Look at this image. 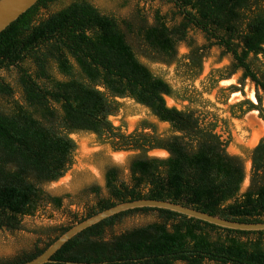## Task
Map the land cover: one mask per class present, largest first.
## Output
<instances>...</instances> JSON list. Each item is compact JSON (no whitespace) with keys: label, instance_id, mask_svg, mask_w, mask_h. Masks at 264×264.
Segmentation results:
<instances>
[{"label":"trees","instance_id":"16d2710c","mask_svg":"<svg viewBox=\"0 0 264 264\" xmlns=\"http://www.w3.org/2000/svg\"><path fill=\"white\" fill-rule=\"evenodd\" d=\"M58 0H37L0 31V229H22L24 216L42 204L60 207L61 198L42 189L62 177L76 149L70 134L93 133L115 151H138L124 180L116 166L104 173L107 196H99L68 225L38 230L47 239L32 250L0 258V264H22L40 254L60 234L117 203L156 199L191 207L223 219L264 222V135L249 151L248 185L240 156L230 154L216 132L217 119L199 118L193 110L168 106L165 96L177 92L139 58L175 63L195 78L212 48L229 63L209 73L210 89L239 72L228 92L241 90L246 79L255 102L242 99L230 113L241 117L255 110L264 121V0H167L178 21L140 9L130 17L101 12L90 0H70L42 15ZM194 30L203 37L197 44ZM187 53L180 59L178 46ZM56 71L61 78L54 76ZM1 72L13 76L14 84ZM17 88V90L15 89ZM129 98L146 107L171 134L160 135L145 120L131 132L114 126L109 116ZM161 149L167 156H149ZM149 220L107 235L123 219ZM45 264H264V230L244 231L161 208L141 207L114 214L82 230Z\"/></svg>","mask_w":264,"mask_h":264},{"label":"rangeland","instance_id":"374dc122","mask_svg":"<svg viewBox=\"0 0 264 264\" xmlns=\"http://www.w3.org/2000/svg\"><path fill=\"white\" fill-rule=\"evenodd\" d=\"M70 0H58L51 4L47 10L41 9L40 13L46 15L57 10ZM101 12L113 14L117 17H130L135 9H140L151 19L154 11L166 15L168 21H178L176 9L167 0H90ZM189 37L197 44L203 42L202 35L194 30L188 32ZM187 53L185 43L178 46V57L183 58ZM147 66L157 75L161 76L177 92V96L165 97L168 106L178 109L193 110L199 118H216L219 120L216 132L223 139L229 141L226 150L230 154L241 157L245 177L241 185L244 190L248 185L250 161L249 151L264 134V123L255 110L249 111L241 117H234L230 113V105L239 100L254 98V88L249 80H245L241 90L228 92V85L237 83L239 72L227 79H221L212 89L209 87V73L211 70L221 68L229 62L228 57L219 58V50L212 48L204 59L202 72L195 78L182 75L175 63L150 62L139 56ZM1 74L13 85L14 79L8 73ZM54 76H61L54 71ZM17 90V88H15ZM119 110L109 116L114 126H120L125 133L133 131L141 121L153 123L156 132L160 135L171 134L169 124L159 121L150 111L129 98L119 99ZM264 106V96L262 98ZM76 144L73 152V163L66 173L56 181L46 182L42 185L44 192L61 198L60 207L52 204L40 205L32 216H24L21 220L22 229L7 231L0 229V258L11 257L24 250L34 249L36 240L41 238V245L46 235H39L38 230L46 227L68 225L77 218L82 217L93 206L98 188L99 196H107L104 173L107 167L116 166L120 177L128 180L129 163L138 151H115L107 142H102L90 132L77 131L70 134ZM149 156L166 157L167 152L161 149H152L147 152ZM149 220V217L134 215L123 219L120 223L107 230V235L118 233L125 228ZM76 223V222H75ZM182 264V263H175Z\"/></svg>","mask_w":264,"mask_h":264},{"label":"water","instance_id":"95a60500","mask_svg":"<svg viewBox=\"0 0 264 264\" xmlns=\"http://www.w3.org/2000/svg\"><path fill=\"white\" fill-rule=\"evenodd\" d=\"M37 0H0V31L8 24L20 16L23 12L29 9ZM152 207L161 208L174 211L188 217H193L216 226L244 230V231H258L264 230V222L247 223L237 222L220 218L218 216L210 215L206 212L198 211L191 207L173 203L166 200L156 199H137L117 203L109 208L101 210L79 222L71 225L65 232L60 234L51 244H49L40 254L22 264H45L51 261V256L69 239L81 232L82 230L108 218L119 212L141 208Z\"/></svg>","mask_w":264,"mask_h":264},{"label":"flooded vegetation","instance_id":"af4514ba","mask_svg":"<svg viewBox=\"0 0 264 264\" xmlns=\"http://www.w3.org/2000/svg\"><path fill=\"white\" fill-rule=\"evenodd\" d=\"M141 60V59H140ZM143 62V61H142ZM144 63V62H143ZM203 63H204V61H203ZM203 63H202V69H203ZM229 63V62H228ZM145 64V63H144ZM145 65H147V64H145ZM148 67V66H147ZM149 68V67H148ZM150 69V68H149ZM151 70V69H150ZM152 71V70H151ZM153 72V71H152ZM202 72V71H201ZM154 73V72H153ZM155 74V73H154ZM157 75V74H156ZM246 80H248V79H246ZM253 85V84H252ZM253 88H254V86H253ZM165 97H169V96H165ZM164 97V98H165ZM254 98H255V96H254ZM119 99H121V98H118L117 100L119 101ZM247 99H249V98H247ZM251 100V99H250ZM252 101V100H251ZM165 102H166V100H165ZM253 102H255V100L253 101ZM263 105V104H262ZM172 107H174V106H172ZM176 108V107H175ZM178 109V108H177ZM180 110H184V109H180ZM188 110V109H187ZM253 111V110H252ZM257 112V111H256ZM248 113V112H247ZM246 114V113H245ZM258 114V113H257ZM212 119H216V118H212ZM262 120V119H261ZM263 121V120H262ZM217 124H219V120L217 119ZM263 123H264V121H263ZM218 127V126H217ZM219 134V133H218ZM264 135V134H263Z\"/></svg>","mask_w":264,"mask_h":264}]
</instances>
